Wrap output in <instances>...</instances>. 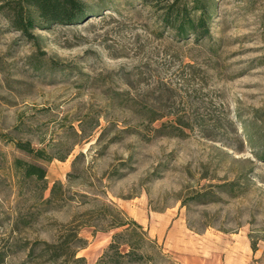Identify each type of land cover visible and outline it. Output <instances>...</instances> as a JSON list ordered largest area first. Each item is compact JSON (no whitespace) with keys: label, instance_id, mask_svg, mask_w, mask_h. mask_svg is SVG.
<instances>
[{"label":"rangeland","instance_id":"1","mask_svg":"<svg viewBox=\"0 0 264 264\" xmlns=\"http://www.w3.org/2000/svg\"><path fill=\"white\" fill-rule=\"evenodd\" d=\"M81 1L32 38L0 15V264H97L107 206L142 228L121 264H264V0Z\"/></svg>","mask_w":264,"mask_h":264},{"label":"trees","instance_id":"2","mask_svg":"<svg viewBox=\"0 0 264 264\" xmlns=\"http://www.w3.org/2000/svg\"><path fill=\"white\" fill-rule=\"evenodd\" d=\"M88 14L89 12L81 0H0V15L8 20L14 30L26 38H32L31 31L36 29L44 30L56 25L69 26L81 23ZM11 141L16 150L24 153L32 160L46 163L52 160V157L47 155L43 149L35 150L29 142ZM13 165L25 178H34L38 182L45 179L46 171L43 166L20 159H15ZM56 189L57 186L55 185L51 190L52 195ZM106 211L107 213L103 216L109 219L105 220L107 226L110 229H123V232L112 237L111 243L97 264H121V261L125 259L131 260L142 257V255H137L134 252L129 240H124L133 235L130 226L139 230L142 228L135 222L124 220V214L120 210L111 209L107 206ZM78 227L95 226L84 220L80 222ZM124 245L128 247V250L122 254L120 248ZM159 259L161 264H175L174 261L162 254H160Z\"/></svg>","mask_w":264,"mask_h":264}]
</instances>
